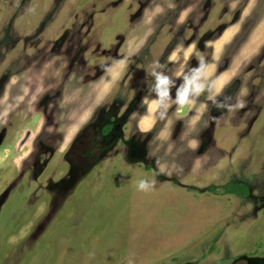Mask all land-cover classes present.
Here are the masks:
<instances>
[{"label":"rangeland","instance_id":"obj_1","mask_svg":"<svg viewBox=\"0 0 264 264\" xmlns=\"http://www.w3.org/2000/svg\"><path fill=\"white\" fill-rule=\"evenodd\" d=\"M1 137L0 264H264V0H0Z\"/></svg>","mask_w":264,"mask_h":264},{"label":"trees","instance_id":"obj_2","mask_svg":"<svg viewBox=\"0 0 264 264\" xmlns=\"http://www.w3.org/2000/svg\"><path fill=\"white\" fill-rule=\"evenodd\" d=\"M106 133L108 132V130L106 129L105 131ZM248 188L245 185H240V186H229L227 188V192L230 194H236L239 196L245 195L248 193Z\"/></svg>","mask_w":264,"mask_h":264},{"label":"clouds","instance_id":"obj_3","mask_svg":"<svg viewBox=\"0 0 264 264\" xmlns=\"http://www.w3.org/2000/svg\"><path fill=\"white\" fill-rule=\"evenodd\" d=\"M163 82V81H162ZM150 183H154V181H148V180H145V179H141L139 182H138V188L140 190H146L149 186H150Z\"/></svg>","mask_w":264,"mask_h":264},{"label":"flooded vegetation","instance_id":"obj_4","mask_svg":"<svg viewBox=\"0 0 264 264\" xmlns=\"http://www.w3.org/2000/svg\"><path fill=\"white\" fill-rule=\"evenodd\" d=\"M106 129L108 130V132L106 133L108 135V133L112 131V127L108 126Z\"/></svg>","mask_w":264,"mask_h":264},{"label":"water","instance_id":"obj_5","mask_svg":"<svg viewBox=\"0 0 264 264\" xmlns=\"http://www.w3.org/2000/svg\"><path fill=\"white\" fill-rule=\"evenodd\" d=\"M3 142V137L0 138V145L2 144Z\"/></svg>","mask_w":264,"mask_h":264}]
</instances>
